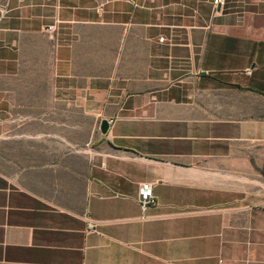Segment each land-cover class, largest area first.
<instances>
[{
  "label": "crops",
  "instance_id": "1",
  "mask_svg": "<svg viewBox=\"0 0 264 264\" xmlns=\"http://www.w3.org/2000/svg\"><path fill=\"white\" fill-rule=\"evenodd\" d=\"M6 1L0 264H264V0Z\"/></svg>",
  "mask_w": 264,
  "mask_h": 264
},
{
  "label": "built area",
  "instance_id": "2",
  "mask_svg": "<svg viewBox=\"0 0 264 264\" xmlns=\"http://www.w3.org/2000/svg\"><path fill=\"white\" fill-rule=\"evenodd\" d=\"M226 4L225 0H213V6H215V9H218L219 7H224ZM8 11V3L6 0H0V21H2L7 14ZM163 40V39H161ZM248 74H251V72H248ZM110 125L114 124L113 120L109 121ZM138 201L143 209V211H146L149 207L157 205V200L154 194L153 185L148 182H144L141 184L138 192ZM95 231V227L93 224H89L87 228V232L91 233Z\"/></svg>",
  "mask_w": 264,
  "mask_h": 264
},
{
  "label": "water",
  "instance_id": "3",
  "mask_svg": "<svg viewBox=\"0 0 264 264\" xmlns=\"http://www.w3.org/2000/svg\"><path fill=\"white\" fill-rule=\"evenodd\" d=\"M110 125L107 120H103L100 125V131L102 134L106 135L109 131Z\"/></svg>",
  "mask_w": 264,
  "mask_h": 264
}]
</instances>
